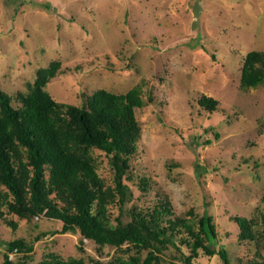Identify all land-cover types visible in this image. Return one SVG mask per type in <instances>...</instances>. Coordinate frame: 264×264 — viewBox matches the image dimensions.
<instances>
[{"label":"rangeland","instance_id":"374dc122","mask_svg":"<svg viewBox=\"0 0 264 264\" xmlns=\"http://www.w3.org/2000/svg\"><path fill=\"white\" fill-rule=\"evenodd\" d=\"M251 50L264 51V0H0V89L25 92L51 61L59 63L45 89L63 103L81 105L100 88L124 93L139 86L140 135L124 179L131 208L169 201L166 217L211 215L216 246L225 247L231 264H248L256 250L238 239L233 217L258 221L264 197V85L239 86ZM203 95L218 101L215 111L198 104ZM91 155L114 189L108 157L96 149ZM11 200L0 184V264H92L134 253L105 247L100 254L78 231L56 234L60 221L19 217ZM106 207L116 224L118 196ZM181 235L174 238L179 250L170 247L176 254L189 251ZM14 239L31 249L7 252L4 242ZM163 264L183 263L167 257ZM193 264L224 262L201 253Z\"/></svg>","mask_w":264,"mask_h":264},{"label":"trees","instance_id":"16d2710c","mask_svg":"<svg viewBox=\"0 0 264 264\" xmlns=\"http://www.w3.org/2000/svg\"><path fill=\"white\" fill-rule=\"evenodd\" d=\"M58 63L51 61L49 68H40L25 92L13 95L0 89V184L12 197L11 211L27 221H60L56 234L78 231L100 254L105 247L121 252L134 249L128 258L95 259L92 264H163L167 257L193 264L201 253L218 254L224 264H231L225 247H217L211 215L204 213L195 221L181 216L169 218V201L150 210L131 208L134 196L124 179L140 135L135 109L144 104L141 88L134 86L124 93L100 88L84 95L81 105L63 103L45 89ZM262 85L264 51H248L242 58L239 86L250 89ZM13 100L19 105L14 106ZM198 104L213 112L218 101L203 95ZM94 149L103 152L114 168V189L105 186L99 176L91 155ZM116 195L120 212L112 225L106 206ZM262 201L258 221L233 217L239 228L238 239L252 241L256 247L248 264H264L258 260L264 238V197ZM184 232L179 242L188 253L170 251L171 246L179 250L174 238ZM4 245L7 252L31 249L20 239ZM6 259L10 261L8 254ZM65 264H84V260L71 258Z\"/></svg>","mask_w":264,"mask_h":264}]
</instances>
